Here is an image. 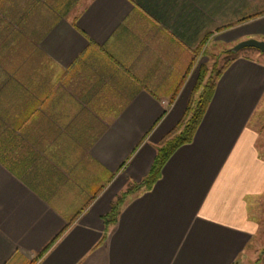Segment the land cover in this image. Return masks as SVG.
Here are the masks:
<instances>
[{"label": "crops", "instance_id": "0c3cea01", "mask_svg": "<svg viewBox=\"0 0 264 264\" xmlns=\"http://www.w3.org/2000/svg\"><path fill=\"white\" fill-rule=\"evenodd\" d=\"M246 39L264 41V0H0V264L252 262L259 58L230 62L192 142L104 222L183 117L195 66Z\"/></svg>", "mask_w": 264, "mask_h": 264}, {"label": "trees", "instance_id": "16d2710c", "mask_svg": "<svg viewBox=\"0 0 264 264\" xmlns=\"http://www.w3.org/2000/svg\"><path fill=\"white\" fill-rule=\"evenodd\" d=\"M233 57L227 60L220 68H215L212 75L207 77V69L201 66L197 75L196 83L186 107L183 117L160 142L156 149V156L146 177L138 184H132L127 190L118 196L112 203L108 215L104 218L106 225L113 223L118 215L120 207L125 199L132 193L140 189H151L153 184L159 179L161 170L171 155L181 146L191 143L194 134L206 112L211 100L215 83L222 71L230 64ZM139 189V190H138Z\"/></svg>", "mask_w": 264, "mask_h": 264}, {"label": "rangeland", "instance_id": "374dc122", "mask_svg": "<svg viewBox=\"0 0 264 264\" xmlns=\"http://www.w3.org/2000/svg\"><path fill=\"white\" fill-rule=\"evenodd\" d=\"M239 42H241V41H239ZM239 42L232 43L230 45L219 46L218 48L220 51L218 53H216L215 55H211V53L213 52L212 51L213 49L209 48V50L207 51V54H206L208 60H206V59L202 60V61H207L204 65V67L207 69V72H206L207 77L212 75L213 72H211V71L213 69L220 68L227 60H229L233 57H237L239 55H244V56L249 57V58H251V57L252 58H259V60L264 61V57L259 56V55H261L260 52L255 50V49H252V48H245V49L239 51L238 53L229 52V49L234 47ZM202 63L203 62H199L195 66V68L192 72L193 76L198 75V72L200 69L199 64H202ZM193 89H194V87H193ZM193 89L190 93V97H191V94L193 92ZM189 100H190V98H189ZM165 105H167V104H165ZM262 112H264V104H263ZM259 113H260V111H259ZM259 113H258V115H256V118H254V120H252V125L256 130H258L260 132L258 142H257V148H258L259 152L261 153V155L264 156V132L261 133V130L264 131V117L262 118ZM130 186L131 185H128V187H130ZM141 190L142 189H140V191ZM262 224H263V228H262L263 231L259 234V239H258V242L256 245V251L252 257L253 258L252 262H250L248 264H264V223H262Z\"/></svg>", "mask_w": 264, "mask_h": 264}, {"label": "water", "instance_id": "95a60500", "mask_svg": "<svg viewBox=\"0 0 264 264\" xmlns=\"http://www.w3.org/2000/svg\"><path fill=\"white\" fill-rule=\"evenodd\" d=\"M245 48H252L259 52L264 53V41L256 40V39H247V40L239 42L234 47L229 49V52L238 53L239 51Z\"/></svg>", "mask_w": 264, "mask_h": 264}]
</instances>
